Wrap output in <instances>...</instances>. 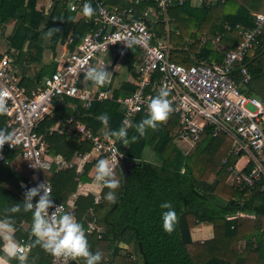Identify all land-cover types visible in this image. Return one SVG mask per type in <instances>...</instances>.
I'll use <instances>...</instances> for the list:
<instances>
[{
    "label": "trees",
    "instance_id": "1",
    "mask_svg": "<svg viewBox=\"0 0 264 264\" xmlns=\"http://www.w3.org/2000/svg\"><path fill=\"white\" fill-rule=\"evenodd\" d=\"M37 1L0 0V26L15 22L13 34L8 38L10 47L15 50V53H9L11 64L20 85L29 92L41 86L56 71L57 63L54 60L57 57V46L65 44L72 35L75 43L70 46V51H73L90 30V25L82 20L75 23L76 15L66 11L60 0L55 1L48 15L37 10ZM252 12L264 13V0L215 1L201 7H194L187 1L183 6L176 5L169 9L172 60L187 63L188 66L193 64L194 57L197 60L211 58L221 61L226 50L235 49L240 42L236 27H253ZM225 25L230 26L229 31ZM166 26L158 29L160 34L166 33ZM52 28L58 29V32L46 36L47 30ZM205 34L222 35L220 44L224 51L218 52L209 41L200 50L201 38ZM187 41L191 43L189 50L183 49ZM47 46L54 53L53 62L36 75L27 77L24 69L19 67L25 55V47L27 53L32 55L34 50L41 55ZM131 62L128 58L127 63L131 65ZM246 65L252 74V81L241 90L246 96L255 95L264 103V37L263 48L256 53L249 52ZM134 91V87L123 84L114 96H128ZM66 103H70V100L67 99ZM62 110L66 111L58 108L55 114L63 117ZM66 112L68 116L76 114L71 109ZM79 113L82 115L81 120L96 134L105 127L97 118L101 114L108 115L107 131L118 130L123 126L120 107L112 101L96 102L88 110L79 107ZM146 116L139 115L127 130V145L121 140L118 142L124 160L140 161L142 165L132 170L126 183L120 168L116 170L115 178L119 180L120 186L114 190L115 202L104 198L109 191L106 187L101 193V204L94 203L93 195L79 197L76 202L75 218L84 231L90 222L104 228L101 239L97 234L86 235L89 251L102 253L99 264H139L135 263L133 255L139 256L142 264H264V231L256 221L264 217V190L261 186L241 190L227 185L228 170L237 161V158L228 156L231 140L223 134L215 138L207 131L203 139L185 153L173 141L175 120L167 125L163 121L157 122L156 128L146 127L144 136H139L134 125ZM3 122L4 116L0 114V124ZM54 123V120H49L44 125L48 128ZM133 136L137 137L135 141L131 139ZM50 143L52 151L66 159H71L76 152H89L92 148L89 143L67 140L62 136L50 138ZM148 150L153 152L155 161L147 159ZM14 157V154L9 153L8 162L0 164V196L6 197V203L0 205H8L10 209L16 203L21 204L20 211H8L7 217L11 218L17 242L23 239L30 244V252L26 254L29 256L23 264H29L34 258L37 264H47L48 259L51 261L50 252L34 243L36 237L31 234L32 211L24 210L23 200L18 195L19 183L24 178L9 167ZM225 159L227 163L224 164ZM91 167L86 166L79 182L90 181L88 173ZM76 178L75 169L55 174L51 178V199L54 202H65L77 191L79 182ZM3 184L10 185L12 191L3 188ZM164 202H169L175 211L170 231L163 228L161 219L162 211H166L160 207ZM184 205L186 209L182 212ZM240 211L254 214L256 219H234L232 216ZM24 220L30 223V228L25 232L19 228ZM205 222L213 225L214 238L201 244L193 242L191 230L198 223ZM241 241H246L243 251L239 249ZM122 245L128 246L132 252H124L128 249ZM0 256L5 254L0 251ZM5 258L11 264L19 261L16 257ZM74 261L76 264H84L82 257H74Z\"/></svg>",
    "mask_w": 264,
    "mask_h": 264
},
{
    "label": "built area",
    "instance_id": "2",
    "mask_svg": "<svg viewBox=\"0 0 264 264\" xmlns=\"http://www.w3.org/2000/svg\"><path fill=\"white\" fill-rule=\"evenodd\" d=\"M60 1L66 11L76 15L75 23L82 20L90 25V30L73 51L69 47L75 39L72 35L68 38L56 71L41 86L31 92L21 86L10 57L0 53V92L7 93L3 98L8 107V112L2 113L4 122L0 128L13 133L11 146L8 143L0 146V163L8 162L7 154H14L13 162L23 171L24 179L18 190L21 200L26 188L42 182L50 189L51 199V178L55 174L75 169L79 182L86 166H95L101 158L109 160L114 173L119 168V160L123 159L118 149L120 139L94 133L81 120L78 103L81 109L88 110L96 102H115L123 114V122H129L128 130L139 115L148 114L147 104L160 90L168 93L166 99L171 111L163 123L176 121L172 134L176 146L186 144L193 148L207 131L215 138L223 134L232 142L228 156L237 158L228 170L231 186L241 190L261 186L264 190V103L241 90L252 81L246 65L249 52L256 53L263 48L264 13H251L252 28L236 27L240 42L235 49L226 50L221 61L194 57L191 66H183L171 58L169 9L183 6L187 1L198 7L195 4L210 5L224 0H90L94 9L90 17L82 13L84 0ZM163 25L167 27L166 33L160 34L158 29ZM225 29L229 31L230 26L225 25ZM221 39L220 34L210 36L203 40V45L210 41L222 52ZM128 58L132 62L125 84L135 88L131 95L116 98L111 88L100 89L84 78L89 66L117 68L120 63L127 64ZM249 106L255 111H250ZM58 108H69L76 114L59 117L55 114ZM49 120L55 123L41 132L42 125ZM54 136L89 143L92 148L66 159L52 151L49 140ZM243 158L246 165L240 169L238 161ZM88 176L99 188L94 194V203L101 204L104 187L95 181V173L90 171ZM37 199L34 197L33 203ZM76 200L77 196L73 195L67 202H54L61 207L49 208L48 212L55 210L57 219L64 213L73 215ZM90 214L94 215L93 210ZM103 233L104 228L95 222L88 223L84 231L85 238L97 234L101 239ZM18 243L25 246L23 255L30 252L29 242L22 239ZM50 255L52 264L74 262V257Z\"/></svg>",
    "mask_w": 264,
    "mask_h": 264
},
{
    "label": "clouds",
    "instance_id": "3",
    "mask_svg": "<svg viewBox=\"0 0 264 264\" xmlns=\"http://www.w3.org/2000/svg\"><path fill=\"white\" fill-rule=\"evenodd\" d=\"M81 10L84 16L90 17L93 15L94 9L90 0H84ZM55 32H58V29H48L45 35L51 36ZM110 76L111 73L106 68H97L95 66H89L84 73V78L92 81L95 85L104 84ZM6 95V92H0V114L8 112V107L3 98ZM167 95L168 93L165 90H160L156 96L150 99L147 104V116L134 125L139 136H144L146 127L154 129L157 127V122L167 118L171 111L169 101L166 99ZM97 118L107 127L109 119L107 114H101ZM128 125L129 122L125 120L123 126L118 130L106 131L105 137L119 138L123 144L127 145ZM131 139L135 141L137 137L133 136ZM12 141L13 133L0 128V146H3L5 143L11 146ZM94 167L95 181L99 185L109 189L105 193L104 198L107 201L115 202L116 194L114 190L120 186V182L115 178V173L109 160L106 158L98 159ZM49 193L50 189L45 185V182H42L33 187L26 188L23 194L22 203L24 210H32L31 234L36 237L34 243L40 244L46 252H50L54 256L82 257L84 264H99L102 259V253L99 251H89L82 225L76 221L73 215L64 213L58 219L56 218L54 214L55 210L60 208L61 205H55L54 201L50 199ZM34 197H38L35 203H33ZM53 207L55 210L49 214L48 209ZM160 207L161 209H166V211H162L161 213L163 228L166 231H170L172 227L171 222L175 218V211L169 202L162 203ZM20 208L21 204L16 203L8 211L15 213L20 211ZM10 219L6 217L0 220V238L3 240V244L0 245V251L6 257H16L23 264L25 260L23 253L26 249L25 246L18 243L12 237L11 233L15 229ZM5 256H0V264H8Z\"/></svg>",
    "mask_w": 264,
    "mask_h": 264
},
{
    "label": "crops",
    "instance_id": "4",
    "mask_svg": "<svg viewBox=\"0 0 264 264\" xmlns=\"http://www.w3.org/2000/svg\"><path fill=\"white\" fill-rule=\"evenodd\" d=\"M55 1L56 0H38L37 1V6H36L37 7V10L43 12L45 15H48V14L51 13V10L53 9V6H54ZM11 22L14 23V25L12 27L9 24V22L6 23L5 25H2V27L8 26V25H10V26H9V29L6 31L5 39L2 40L1 37H0V53L1 54H5V55H8V56L11 53H15V50H13L10 47V44H9V41H8V38L10 36H12V34H13V30H14V26H15V22L14 21H11ZM0 33H1V29H0ZM66 49H67L66 48V43L63 44V45L62 44H59L57 46V48H56L57 57L55 58L54 57V53L51 51V49L48 48V46L44 49V51H43V53L41 55L37 54L36 51H34V50L32 51L33 53L31 55V54L27 53L28 50H27V47H25V49H24L25 55L23 54L24 56H23V58L21 60V65H19V67H20V69H24V71L27 73V77H31V75L32 76L33 75H36L42 68L50 65L53 62L54 58H55L54 62H56L57 65H58V62L62 60V55L65 54ZM69 49H70V47H69ZM31 58H32V60H31ZM118 68L119 67L116 68L114 66L112 68L106 69L107 71H109L111 73V76L109 77V79L104 84H102L104 86V88L102 87V85H97V86L100 89H103V90H106L108 88H111L112 90H114V94H115V92L119 88H121V86L123 84H125V81L129 78L128 77L127 79H125L124 81H122L121 84L117 85V82H116V74L118 73ZM90 83L92 85H95V84H93L92 81H90ZM78 107H80V105H78ZM56 116H58V115H56ZM65 116H68V115H65ZM59 117H61V116H59ZM106 131H107L106 127H103V129L101 131H99V134L102 135V136H104ZM49 143H50V140H49ZM50 145H52V144L50 143ZM231 145H232V142H230V147H231ZM178 148L184 150L185 153H188L189 151H191L193 149V148H189V146L186 145V144H183L182 146H180ZM10 162L11 163H10V166L9 167L11 169H13L16 173H18L21 176H23L22 175L23 174L22 173L23 171L19 167V164L14 163L13 160H11ZM242 163H243V165H242ZM245 165H246V159L245 158L240 159V161H238V168L241 169V168L245 167ZM91 166H92L91 167L92 170H90L91 171V174H94L95 173V167H94V165H91ZM89 179H90V177H89ZM227 184L231 186V182L229 181V179L227 181ZM2 187L5 188L7 191H12L11 186L8 185V184H3ZM98 190H99L98 186L95 185V184H93L91 182V179H90L89 182L82 183L80 186H78L77 191L75 193L71 194L65 202H67L68 200H70L73 197V195H76L77 196V199L79 197H87L88 195H93L94 196V194L96 192H98ZM2 198H3V195L0 196V203H3V202L6 203V197H4L3 199ZM76 202H77V200H76ZM3 206H5L4 209L3 208H2V210L0 209V220L6 218L8 216V207L9 206L8 205H5V204H1L0 205V208L3 207ZM181 209H182V212H183L186 209V206L184 205ZM73 216L75 218V213L73 214ZM232 217L234 219H236L238 217H245V218H249L251 220L256 219L254 214H250V213H246V212H242V211L236 213V215H233ZM256 221L258 222L259 228L262 231H264V217L258 218V219H256ZM19 228L22 231L25 232V231H27L30 228V223L28 221L24 220L19 225ZM15 233H16V231H14L13 233H11V235L17 241L18 238H16ZM191 234H192V240H193V242H196V243H200L201 244V243H204L206 241H211L214 238L213 225L210 224V223H206V222L205 223H198L197 226L194 229L191 230ZM0 239L3 242L2 238H0ZM122 247L124 249H128V246L122 245ZM245 247H246V241H241L240 244H239V249L241 251H243L245 249ZM27 256H29V255H26L25 258ZM136 257H137L138 263L139 264H142V262L140 261L139 256H136ZM51 261H52V259H51ZM51 261H50V259H48L47 264H52ZM14 263L15 264H21L20 261H16ZM8 264H11V263L8 262ZM29 264H37V259L34 258V260L32 262H30Z\"/></svg>",
    "mask_w": 264,
    "mask_h": 264
},
{
    "label": "rangeland",
    "instance_id": "5",
    "mask_svg": "<svg viewBox=\"0 0 264 264\" xmlns=\"http://www.w3.org/2000/svg\"><path fill=\"white\" fill-rule=\"evenodd\" d=\"M195 5H197L198 7H201V5H199V4H195ZM9 24L11 25V27L14 25V23H10L9 22ZM10 25H8V26H4V27H2V26H0V29H1V33H0V37H1V39L2 40H4L5 39V34H6V31L9 29V26ZM210 36H213L212 34H205V35H203L202 36V38H201V46H200V50L201 49H203V47H204V45H203V40H206L208 37H210ZM4 42V41H3ZM210 42V41H209ZM47 44H48V41H47ZM190 45H191V43L189 42V41H187L186 43H185V45H184V47H183V49H185V50H189L188 48L190 47ZM193 56H194V54H192ZM174 61L177 63V64H180V65H183V66H188V64L187 63H182V62H179V61H177L176 59H174ZM119 68H118V73L116 74V82H117V85H119V84H121L122 83V81H124L125 79H127L128 77H129V73H128V68H129V64H123V63H120L119 64V66H118ZM249 89V88H248ZM254 97H256L255 95H253ZM78 105H80L79 103H78ZM62 109H64V110H69V108H62ZM248 109L250 110V111H255L254 110V108L252 107V106H249L248 107ZM66 111H63L62 110V116L63 117H66L65 115H69ZM47 126L46 125H43L42 126V128H41V132H43L44 130H45V128H46ZM147 159H149V161H155V159H154V156H153V152L151 151V150H148V152H147ZM22 163V162H21ZM242 165H243V163H242ZM228 185V184H227ZM228 186H230V185H228ZM241 215V214H240ZM130 249H128V250H124V252H126V253H129L130 254ZM132 252V251H131ZM133 257L135 258V263L136 262H138L137 261V259H136V257L133 255Z\"/></svg>",
    "mask_w": 264,
    "mask_h": 264
},
{
    "label": "water",
    "instance_id": "6",
    "mask_svg": "<svg viewBox=\"0 0 264 264\" xmlns=\"http://www.w3.org/2000/svg\"><path fill=\"white\" fill-rule=\"evenodd\" d=\"M141 165H142V162L140 161H130V160L128 161L124 159L119 160V168L123 173L125 183L128 181V177L130 173L132 172V170L135 167H139ZM72 264H76V262L74 261Z\"/></svg>",
    "mask_w": 264,
    "mask_h": 264
}]
</instances>
